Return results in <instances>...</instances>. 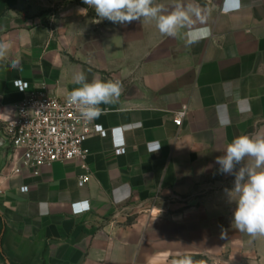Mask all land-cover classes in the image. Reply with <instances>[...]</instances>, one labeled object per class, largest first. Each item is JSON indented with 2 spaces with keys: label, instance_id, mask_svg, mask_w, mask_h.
Listing matches in <instances>:
<instances>
[{
  "label": "crops",
  "instance_id": "crops-1",
  "mask_svg": "<svg viewBox=\"0 0 264 264\" xmlns=\"http://www.w3.org/2000/svg\"><path fill=\"white\" fill-rule=\"evenodd\" d=\"M195 2L206 15L196 27L210 36L186 46L142 20L86 42L33 22L37 0H0V42L11 45L0 61V264H171L182 254L264 264V236L233 227L235 176L216 163L234 138L264 132V0ZM79 71L123 83L119 102L94 120L108 134L85 143L88 183L79 185L76 160L14 175L4 126L27 96L14 81L66 97ZM79 202L90 209L74 213Z\"/></svg>",
  "mask_w": 264,
  "mask_h": 264
},
{
  "label": "clouds",
  "instance_id": "clouds-1",
  "mask_svg": "<svg viewBox=\"0 0 264 264\" xmlns=\"http://www.w3.org/2000/svg\"><path fill=\"white\" fill-rule=\"evenodd\" d=\"M94 9L100 19L113 23H130L136 20L154 21L159 33L172 38H183L186 46H192L210 36L203 25L206 15L201 6L191 0H174L169 8L157 4L155 0H83ZM83 10V9H81ZM96 22H99L97 20ZM11 45L0 42V61L6 59ZM73 88L66 97V102L78 111L80 117L91 122L103 113L101 105H115L123 91L120 80H104L94 76L88 80L83 71L73 76ZM224 155L216 158L219 171L235 176L233 199L237 207L233 213V227L252 237L264 236V132L245 134L234 138L223 149ZM237 165H242L236 170ZM223 235V234H222ZM171 264H201L191 255L182 254L171 260Z\"/></svg>",
  "mask_w": 264,
  "mask_h": 264
},
{
  "label": "built area",
  "instance_id": "built-area-1",
  "mask_svg": "<svg viewBox=\"0 0 264 264\" xmlns=\"http://www.w3.org/2000/svg\"><path fill=\"white\" fill-rule=\"evenodd\" d=\"M14 85L27 96L16 106L17 116L4 126V134L11 148L9 164H13L12 173L21 175L28 171L38 176L44 166L76 160L85 170L79 177V185L88 183L90 169L87 159L90 150L85 143L94 133L105 137L108 130L94 120L84 121L76 108L66 102L67 96H51L45 87L28 91L29 82L22 79L14 81ZM187 113L188 106L184 105L176 111L174 123L181 126ZM123 129L114 128L111 133L120 134ZM125 151L126 142L122 137L115 142V153L119 155ZM28 190V186L21 187L22 192ZM83 203L87 204L72 203L74 213L81 214L90 209L89 205L82 208Z\"/></svg>",
  "mask_w": 264,
  "mask_h": 264
},
{
  "label": "rangeland",
  "instance_id": "rangeland-1",
  "mask_svg": "<svg viewBox=\"0 0 264 264\" xmlns=\"http://www.w3.org/2000/svg\"><path fill=\"white\" fill-rule=\"evenodd\" d=\"M36 14H30L33 22H43L59 29L60 34L74 38H83L93 43L102 35L109 33L113 23L107 19H100L94 9L83 3V0H37ZM83 9V10H81ZM35 18V19H34ZM99 20V22H96ZM78 41V40H74ZM201 264H210V260L203 255L192 256Z\"/></svg>",
  "mask_w": 264,
  "mask_h": 264
},
{
  "label": "water",
  "instance_id": "water-1",
  "mask_svg": "<svg viewBox=\"0 0 264 264\" xmlns=\"http://www.w3.org/2000/svg\"><path fill=\"white\" fill-rule=\"evenodd\" d=\"M8 264H9V261H8Z\"/></svg>",
  "mask_w": 264,
  "mask_h": 264
},
{
  "label": "snow or ice",
  "instance_id": "snow-or-ice-1",
  "mask_svg": "<svg viewBox=\"0 0 264 264\" xmlns=\"http://www.w3.org/2000/svg\"><path fill=\"white\" fill-rule=\"evenodd\" d=\"M84 206H86V205H84Z\"/></svg>",
  "mask_w": 264,
  "mask_h": 264
}]
</instances>
